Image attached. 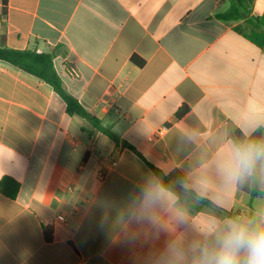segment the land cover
<instances>
[{"label":"crops","instance_id":"1","mask_svg":"<svg viewBox=\"0 0 264 264\" xmlns=\"http://www.w3.org/2000/svg\"><path fill=\"white\" fill-rule=\"evenodd\" d=\"M228 7L8 0L3 13L0 0V46L52 53L65 89L119 137L88 121L73 132L49 84L0 61V181L21 184L16 199L0 193V264H194L230 222H264V195H251L253 175L264 192V159L237 175L233 136L264 128V52L235 32L242 22L217 19ZM146 161L231 216L190 214L168 189L175 204L146 208L145 189L161 184Z\"/></svg>","mask_w":264,"mask_h":264},{"label":"trees","instance_id":"2","mask_svg":"<svg viewBox=\"0 0 264 264\" xmlns=\"http://www.w3.org/2000/svg\"><path fill=\"white\" fill-rule=\"evenodd\" d=\"M228 3V9L218 14L216 17L225 22H242L235 28V32L250 41L264 52V16H256L253 13V4L255 0H224ZM8 0H3V13L6 12ZM0 61L7 62L49 84L55 93L64 101L66 105V114L70 117L77 116L88 121L95 129L107 136L110 140L119 143V137L110 129L101 125V121L88 113L64 87L63 81L57 73L54 66V56L52 53H38L36 50H14L4 45L0 46ZM188 108L183 106L177 113L179 119L183 118ZM239 145L248 143L264 144V128L258 129L250 137L244 135L241 130H236L233 134ZM125 146L135 152L139 157L143 156L131 145L125 143ZM148 166L155 173L161 184L172 191L178 197V204L181 210L190 214L201 211L204 208H210L216 212L231 216L230 212L216 206L210 200L200 197L193 190L187 189L181 185L175 186L169 183L162 170L147 162ZM21 184L11 178L4 177L0 181V193L7 198L16 199L20 192ZM251 195L253 197L263 196L264 192L259 190L257 176H252ZM45 241L51 242L53 231L51 227H46L44 231Z\"/></svg>","mask_w":264,"mask_h":264},{"label":"clouds","instance_id":"3","mask_svg":"<svg viewBox=\"0 0 264 264\" xmlns=\"http://www.w3.org/2000/svg\"><path fill=\"white\" fill-rule=\"evenodd\" d=\"M264 159V144L249 143L235 149L234 171L237 175L250 172L257 161ZM177 197L163 185L150 184L144 192V204H175ZM146 218V212L135 214ZM151 219V217H147ZM194 264H264V222L232 221L217 247L198 249Z\"/></svg>","mask_w":264,"mask_h":264},{"label":"rangeland","instance_id":"4","mask_svg":"<svg viewBox=\"0 0 264 264\" xmlns=\"http://www.w3.org/2000/svg\"><path fill=\"white\" fill-rule=\"evenodd\" d=\"M81 125L88 126V123H87V121H85V120H83V119H81V118H79L77 116H74L73 117V127H72V131L78 133L79 132V127Z\"/></svg>","mask_w":264,"mask_h":264},{"label":"built area","instance_id":"5","mask_svg":"<svg viewBox=\"0 0 264 264\" xmlns=\"http://www.w3.org/2000/svg\"><path fill=\"white\" fill-rule=\"evenodd\" d=\"M114 165H116V164H114ZM61 220H62V218H60Z\"/></svg>","mask_w":264,"mask_h":264}]
</instances>
